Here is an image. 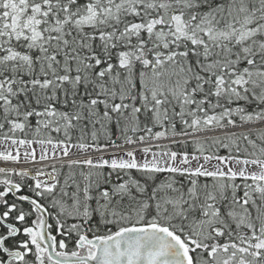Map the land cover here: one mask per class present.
Here are the masks:
<instances>
[{
  "label": "snow or ice",
  "instance_id": "1",
  "mask_svg": "<svg viewBox=\"0 0 264 264\" xmlns=\"http://www.w3.org/2000/svg\"><path fill=\"white\" fill-rule=\"evenodd\" d=\"M0 264H264V0H0Z\"/></svg>",
  "mask_w": 264,
  "mask_h": 264
}]
</instances>
